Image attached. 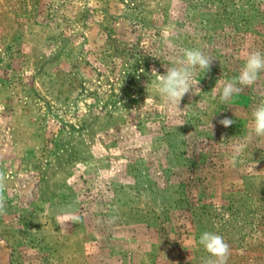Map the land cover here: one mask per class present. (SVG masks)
I'll use <instances>...</instances> for the list:
<instances>
[{"label": "rangeland", "instance_id": "374dc122", "mask_svg": "<svg viewBox=\"0 0 264 264\" xmlns=\"http://www.w3.org/2000/svg\"><path fill=\"white\" fill-rule=\"evenodd\" d=\"M90 1L0 0V177L5 190L18 184L21 192L36 190L46 204L32 202L36 213L74 211L80 208V197L86 209L95 208L94 199L96 208L115 209L110 195L127 197L131 209H146L153 203L147 199H154L152 205L163 216L130 220L148 227L154 243L161 245L156 253L174 256L177 264H205L209 254L199 237L210 231L230 245L227 264H264V137L247 138L252 110L264 100V76L228 102L219 98L220 82L235 81L247 54L264 52V0H93L102 24L117 28L111 33L105 27V39L115 49L102 43L91 50L93 59L103 62L105 80L112 85L111 95L106 89L96 94L111 96L122 106L113 105L97 121H83L79 18L80 3ZM156 13L165 36L179 35L174 43H166L180 58L177 64L181 49L197 48L224 67L198 70L201 93L185 95L180 104L184 109L175 113L173 123L150 124L169 137L142 140L141 106H131L129 98L140 90L139 66L144 60L139 61L152 52L147 42L153 36L148 34L156 31ZM131 22L136 32L128 30ZM150 79L156 88V75L150 74ZM210 102L214 108L208 113ZM225 106L228 116H214ZM26 112H34L33 121L22 120ZM224 118L235 122L224 127L219 123ZM124 129L135 134L128 142L116 135ZM32 130L49 135L43 138L46 148L38 154L20 153L18 145L28 141ZM111 131L107 148L95 150V134ZM147 140L169 151L162 160L163 173L139 172L133 186L126 178L135 160H141V144ZM114 161L126 169L106 168ZM154 177L169 188L156 186ZM98 178L106 185L99 186ZM150 189L155 192L147 198ZM54 226L60 227L59 241L73 245L71 228L80 227V219L69 217ZM89 227L87 240L92 238ZM65 253L69 264H80V253Z\"/></svg>", "mask_w": 264, "mask_h": 264}, {"label": "crops", "instance_id": "0c3cea01", "mask_svg": "<svg viewBox=\"0 0 264 264\" xmlns=\"http://www.w3.org/2000/svg\"><path fill=\"white\" fill-rule=\"evenodd\" d=\"M158 15L156 13V31L148 34V36L153 35L152 39L147 42L151 46L152 52L150 50L147 53L148 55L140 57L139 61L141 63L144 60L142 66H139V70L143 69V72L140 71L142 75L140 90L135 91L136 94L132 93L131 98H129L131 106H141L139 117L142 127L144 126V130L142 129L140 134L142 140L149 138L165 139V137H169V133L164 129L150 128L149 126L153 122L161 123L163 121L165 123H173L176 118L175 112L165 103L157 88L150 86V80H152L150 79V74H152L153 68L157 70L158 74H164L166 65L177 66V59H180L177 58L174 51L171 52L169 51L170 48H166V43H171V41L174 43L178 40L179 35L172 34V36H165L164 24L159 22L161 17ZM99 17L100 9L97 1L92 0L80 3L79 76L80 94L84 93L85 95L80 100V109L86 111L85 117L82 119L83 121H97L98 117H101L102 112L107 110L110 112L113 105L122 106L121 103H118L111 96L100 98L97 95L98 93L96 94V92L106 89L111 95L112 85L105 80L104 75L106 74V70L101 65L103 62L94 60L91 50L96 48V44L101 48L100 44L102 43L107 44L109 48L115 49L116 46L111 45L107 41V38L105 39V33L107 32L105 27L107 26L111 33L117 30L110 22L105 21L106 23L103 25ZM128 30L136 32L133 22H131L130 29ZM141 40L143 41V37ZM167 56H169V59L166 60L165 57ZM132 66L134 67L135 65L132 63ZM132 66L130 67V72H132ZM223 67L221 62H212L210 70H217L218 68L221 70ZM200 72L204 71L200 70ZM133 85L131 84L130 86L133 87ZM212 103L210 102L208 113H211L212 108H214ZM197 104V101L194 102V106ZM33 113L26 112L23 114L22 120L33 121ZM200 114L203 116L202 112ZM223 114L228 116L227 106L224 109L223 107L221 109L217 108L214 116ZM34 118L38 121V116ZM40 119L42 120V118ZM168 130H170L169 127ZM112 132L114 131L95 134L99 138L96 142L95 150L107 148V145H109L107 144V139L113 137L114 133ZM46 134V132H40V130L30 131L28 141L18 145L20 146L18 147V151L25 154L42 153L46 148L45 143L47 142L46 138H43L49 136ZM116 135L120 139L124 138L126 142H128L129 138L133 139L135 136L134 133L128 132L126 129L120 133H116ZM178 135L180 134L177 133ZM101 138H104V141ZM168 153L169 151H165L158 141H156V145H152V142L147 140L144 144H141V160H135L131 168L132 175H129L130 177L126 178V181H129L130 184L132 183L133 186L136 185L137 180L134 175L139 172H144L148 175L153 173L155 176L161 175L163 173L162 160L164 159V154ZM159 158H161V161ZM140 162L143 164L141 165ZM15 165V163H12V166ZM106 168L113 170L126 169L124 165L117 161L110 163ZM127 175L128 173L126 172L125 177ZM106 182L111 185L113 180L108 179ZM153 182L162 190L164 186H166V189L169 188L167 184H162L155 177ZM98 184L99 186L106 185L105 181L101 183L99 178ZM147 185L150 187L149 180L147 181ZM27 191L21 192L18 184V187L13 186L6 189L5 193L3 192L5 208L10 209L6 210L4 214H0V251L4 257L3 264H69L65 252L68 253V256L70 252L72 254L80 253V264H177L174 256L154 251L160 249L161 245L154 243L147 226H144L142 223H134L133 220H130L146 216H163L164 213H158L155 206L152 205L155 202L154 199H147V201H152L153 203H148L146 209H131L129 208L128 202L130 201L126 199L127 197L121 200L116 195H110L109 198L114 200L112 201L113 205H116L115 209L96 208V204L98 205L99 203L95 199L92 202V206H95V208L86 209L81 204L84 198L80 197V208L77 207L74 211H54V209H51V211L36 213L35 210L31 209L32 202H39L44 207L46 204L43 200L39 199L36 190L29 188ZM152 192L155 191L150 189L145 194L148 196L147 198H150ZM69 217L76 219L77 222L80 219V227L71 228L72 233H70V236H72L71 240L74 241L73 245H69L67 241L66 243L59 241L60 227L54 226V223L59 224L60 222L64 223L68 221ZM89 225L92 238L87 240L85 238V230ZM5 256L7 257L6 260Z\"/></svg>", "mask_w": 264, "mask_h": 264}, {"label": "clouds", "instance_id": "9594fccd", "mask_svg": "<svg viewBox=\"0 0 264 264\" xmlns=\"http://www.w3.org/2000/svg\"><path fill=\"white\" fill-rule=\"evenodd\" d=\"M180 54L182 58L179 64L177 66L166 65L164 74H158L155 68L152 69V74L157 77L155 86L159 94L165 103L177 114L184 109H181L180 104L185 95H199L201 93L199 80L196 79L197 72L198 70L204 72L210 70L214 59L204 50L197 48L181 49ZM140 71L143 72V69ZM262 76H264V52L259 50L252 51L247 54L244 65L235 81L220 82L222 85L219 92L221 102H228L234 96L239 95L245 88H251L256 85ZM251 118L252 126L247 138L264 137V100L253 108ZM234 122L229 118L219 121L224 127H229ZM236 151L238 152L239 148ZM4 190L5 184L3 178L0 177V214H4L6 211L3 200ZM199 244L209 254L205 264H227L230 256V245L221 235L205 231L199 237Z\"/></svg>", "mask_w": 264, "mask_h": 264}]
</instances>
